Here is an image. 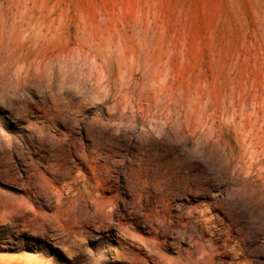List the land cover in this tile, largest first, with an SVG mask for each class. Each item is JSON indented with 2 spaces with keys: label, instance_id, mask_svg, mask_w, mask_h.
<instances>
[{
  "label": "rangeland",
  "instance_id": "rangeland-1",
  "mask_svg": "<svg viewBox=\"0 0 264 264\" xmlns=\"http://www.w3.org/2000/svg\"><path fill=\"white\" fill-rule=\"evenodd\" d=\"M0 164V264H264V0H0Z\"/></svg>",
  "mask_w": 264,
  "mask_h": 264
},
{
  "label": "bare ground",
  "instance_id": "bare-ground-1",
  "mask_svg": "<svg viewBox=\"0 0 264 264\" xmlns=\"http://www.w3.org/2000/svg\"><path fill=\"white\" fill-rule=\"evenodd\" d=\"M24 142H25V141H24ZM20 146H21V145H20ZM21 147H22V146H21ZM19 148H20V147H19ZM22 148H23V147H22ZM8 149H9V148H8ZM13 149H14V148H13ZM25 149H26V152H27V149H28V148L25 147ZM55 149H56V148H55ZM5 150H6V149H5ZM10 150H11V149H10ZM14 150H15V149H14ZM20 150H21V149H20ZM33 150H34V149H33ZM8 151H9V150H8ZM31 151H32V150H31ZM13 152H14V151H12V153H13ZM29 152H30V151H28V153H29ZM35 152H38V151L35 150ZM39 152H40V151H39ZM50 152H52V150L49 151V153H50ZM29 154H30V153H29ZM36 154H37V153H36ZM46 154H48V153H46ZM4 155H6V154H4ZM4 155H3V156H4ZM25 155H26V154H25ZM31 155H32V154H31ZM14 156H15V155H14ZM17 156H18V155H17ZM29 156H30V155H29ZM22 157H23V156H22ZM22 157H21V158H22ZM24 157H27V155L24 156ZM24 157H23V158H24ZM52 157H53V156H52ZM27 158H28V157H27ZM30 158H32V157L30 156ZM36 158H37V157H36ZM41 158H42V157H41ZM19 159H20V158H19ZM19 159H17V161H18ZM25 159H26V158H25ZM32 159L34 160V157H33ZM21 160H22V159H21ZM41 160H42V159H41ZM24 161H25V160H24ZM27 161H29V160H27ZM37 161H38V160H37ZM12 162H13V159H12ZM25 162H26V161H25ZM35 162H36V161H35ZM38 162H39V161H38ZM26 163H27V162H26ZM7 164H8V163H7ZM9 164H10V162H9ZM13 164H17V163H13ZM21 164H22V163H21ZM21 164H20V165H21ZM28 164H29V163H28ZM0 165H1V164H0ZM20 165L18 164V166H20ZM22 166H23V165H22ZM22 166H21V167H22ZM11 167H12V166H11ZM14 167H15V166H14ZM53 167H54V166H53ZM4 169H6V168H3V170H4ZM18 169H20V168L18 167ZM18 169H17V170H18ZM33 169H34V168H33ZM7 170H8V169H7ZM7 170L5 171V173L7 172ZM13 170H14V169H13ZM15 170H16V168H15ZM8 171H9V170H8ZM18 171H19V170H18ZM1 172H2V171H1ZM1 172H0V173H1ZM10 172H11V170H10ZM15 172H16V171H15ZM26 172H27V171H26ZM8 173H9V172H8ZM12 173H13V172H12ZM63 173H64V172H63ZM24 174H26V173H24ZM31 175H32V173H31ZM14 176H16V175H14ZM8 177H9V176H8ZM18 177H19V176H18ZM35 189H36V188H35ZM60 197H62V196H60ZM1 203H2V202L0 201V205H1ZM9 207H10V206H9ZM3 217H4V216H3ZM1 218H2V217H1ZM8 227H9V226H8Z\"/></svg>",
  "mask_w": 264,
  "mask_h": 264
}]
</instances>
